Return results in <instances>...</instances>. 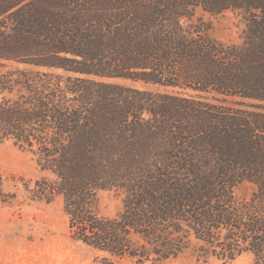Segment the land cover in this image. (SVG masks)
Wrapping results in <instances>:
<instances>
[{"label":"trees","instance_id":"16d2710c","mask_svg":"<svg viewBox=\"0 0 264 264\" xmlns=\"http://www.w3.org/2000/svg\"><path fill=\"white\" fill-rule=\"evenodd\" d=\"M199 10L238 11L241 42ZM0 94V139L49 175L25 190L61 197L73 239L137 263L264 264V0H0Z\"/></svg>","mask_w":264,"mask_h":264},{"label":"rangeland","instance_id":"374dc122","mask_svg":"<svg viewBox=\"0 0 264 264\" xmlns=\"http://www.w3.org/2000/svg\"><path fill=\"white\" fill-rule=\"evenodd\" d=\"M197 15L209 23L210 36L225 42H241L245 21L238 11L210 14L199 10ZM133 84L141 88L154 87L142 82ZM0 171L4 189L12 194L9 202L0 205V264H253L252 256L247 253L228 261L215 257L201 261L186 250L176 257L143 263L110 256L69 235L61 197L46 202L32 198L25 190L26 184L32 185L36 179L49 175L39 170L30 153L11 140L0 139ZM248 192L247 185L236 189L238 197ZM120 209L118 195L113 191L100 193L101 214L113 216Z\"/></svg>","mask_w":264,"mask_h":264}]
</instances>
